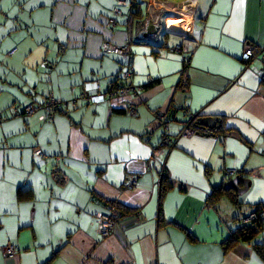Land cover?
Instances as JSON below:
<instances>
[{"label": "crops", "instance_id": "1", "mask_svg": "<svg viewBox=\"0 0 264 264\" xmlns=\"http://www.w3.org/2000/svg\"><path fill=\"white\" fill-rule=\"evenodd\" d=\"M127 40L136 115L128 96L81 94L118 79L124 59L105 47ZM247 43L258 56L244 62ZM263 69L264 0H0V264H264L251 242L223 243L264 204ZM49 96L62 106L44 121ZM194 116L217 121L179 136ZM235 177L251 181L240 205L212 202ZM112 208L122 215L102 238L97 215Z\"/></svg>", "mask_w": 264, "mask_h": 264}, {"label": "built area", "instance_id": "2", "mask_svg": "<svg viewBox=\"0 0 264 264\" xmlns=\"http://www.w3.org/2000/svg\"><path fill=\"white\" fill-rule=\"evenodd\" d=\"M156 1H151L150 6H154ZM133 5V3H132ZM122 12L118 7L112 9V16L108 19V24L114 26L116 24V17L121 15ZM179 50V47H176ZM105 52L121 56L124 61L120 67V74L118 79L114 80L107 88L105 92L101 91L99 88V82L97 80H87L83 82L82 96L89 102H101L105 99L106 96L118 99H124L127 96L129 97L128 102H126L125 110L130 115H136L137 110V100L139 98V92L141 86L135 85L132 82L127 80L133 74V50L130 40L125 41L121 45L107 44L105 47ZM258 52L255 50L253 45L247 43L244 45L243 51L241 53V60L244 62L250 61L252 58L257 57ZM186 60V59H185ZM260 79L264 83V69L261 71ZM127 82V83H125ZM62 106L61 100L56 99L52 96L46 98L44 106L48 109L47 115H42L40 118L44 121H51L53 118V113L58 111ZM36 110L34 105H26L21 110L18 108L12 109V115H30ZM154 117L157 119L160 125L163 127L166 126L169 121V117L165 110H156L153 112ZM2 119L0 115V120ZM195 133L192 126L189 123H186L182 130L179 132V136H190ZM172 139L164 134L159 146L169 145ZM236 172L235 169L225 170V176H231ZM127 186L129 188L133 187L136 184V179L134 176H129L127 179ZM122 215V211L119 208H112L108 212H101L97 215V232L104 238L108 236L114 229L115 224ZM256 218V212L252 211L247 215L239 217L238 221L240 224H247L254 221ZM17 247L13 244H7L3 251L7 256H12L15 254Z\"/></svg>", "mask_w": 264, "mask_h": 264}, {"label": "trees", "instance_id": "3", "mask_svg": "<svg viewBox=\"0 0 264 264\" xmlns=\"http://www.w3.org/2000/svg\"><path fill=\"white\" fill-rule=\"evenodd\" d=\"M133 5L135 6L136 4L134 2H132ZM188 67V61H184L182 69L183 72L186 70V68ZM182 82H179V85ZM196 119V117L194 116V118H192L190 121H188L187 123L190 124V126H192L194 132L196 133L197 131H199L198 129H201V127H198L195 125L194 120ZM168 185L166 184V176H164L162 178V185H161V196L163 195V193L165 192V190L167 189ZM230 194H233L230 195ZM223 195H227L229 197H233L232 201L238 205L239 202L237 201V197L238 194L231 192L230 189H224L222 184H220L218 187L213 189V192L211 193V201L212 202H216L219 198H221V196ZM252 211L256 212V218L254 219V221H252L251 223H247V224H240L234 228L233 230L230 231L229 235L227 236V238L224 240V244L226 247H230L233 244L239 242V241H245V242H251L253 245V249L257 252V254L264 260V238L260 239V240H256V237L260 234L262 226L264 224V204L263 203H259L257 205H255L254 209H252ZM239 219V218H237Z\"/></svg>", "mask_w": 264, "mask_h": 264}, {"label": "water", "instance_id": "4", "mask_svg": "<svg viewBox=\"0 0 264 264\" xmlns=\"http://www.w3.org/2000/svg\"><path fill=\"white\" fill-rule=\"evenodd\" d=\"M194 118V117H193ZM217 119L212 117V116H200L197 117L194 120V123L196 126L205 128V129H213L214 125L216 123ZM251 181L247 178H238L235 177L228 182H225L222 184L223 188L226 189H232L237 192V194H243L244 192L247 191L249 188ZM241 184V186H240Z\"/></svg>", "mask_w": 264, "mask_h": 264}, {"label": "rangeland", "instance_id": "5", "mask_svg": "<svg viewBox=\"0 0 264 264\" xmlns=\"http://www.w3.org/2000/svg\"><path fill=\"white\" fill-rule=\"evenodd\" d=\"M169 1H175V2H177V3H179V2H181V0H169ZM224 196H227V195H224ZM240 204H238V205H236V207H238ZM233 206V205H232ZM234 207V206H233ZM235 208V207H234ZM236 212H237V210H236ZM248 214V213H247ZM247 214H245V215H247ZM241 216H243V215H240L239 217H241ZM263 234H264V231L262 232ZM262 233L260 234V235H262ZM257 236L256 237V239L258 238V240H260V238L262 237V236Z\"/></svg>", "mask_w": 264, "mask_h": 264}]
</instances>
